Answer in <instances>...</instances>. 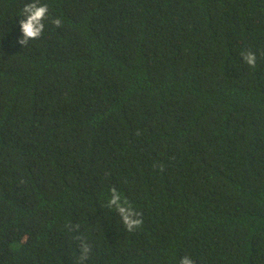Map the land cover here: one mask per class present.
<instances>
[{"label": "trees", "instance_id": "1", "mask_svg": "<svg viewBox=\"0 0 264 264\" xmlns=\"http://www.w3.org/2000/svg\"><path fill=\"white\" fill-rule=\"evenodd\" d=\"M0 264H264V0H0Z\"/></svg>", "mask_w": 264, "mask_h": 264}]
</instances>
